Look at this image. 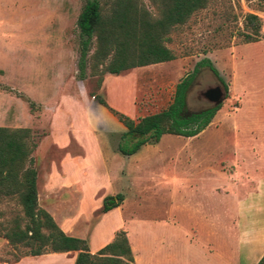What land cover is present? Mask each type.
Listing matches in <instances>:
<instances>
[{"label":"rangeland","instance_id":"1","mask_svg":"<svg viewBox=\"0 0 264 264\" xmlns=\"http://www.w3.org/2000/svg\"><path fill=\"white\" fill-rule=\"evenodd\" d=\"M141 1L156 13L149 0ZM81 3L0 0V125L30 128L36 142L48 130L42 147L60 137L68 141V134L81 144L70 140L67 147L81 156L70 172L81 178L83 189L77 201L86 219L77 217V227L85 231L92 225L104 233L117 228V211L100 210L106 197L100 200L101 192L116 189L133 264H256L264 246L261 241L244 244V229L264 235V163H253L250 150L264 146V0H208L168 33L171 61L104 79L103 74L100 84L97 75L89 74V61L83 78L76 68L80 36L75 19ZM247 13L259 19L254 41L244 37ZM203 59L226 90L206 64L199 65L186 111L209 106L201 92L220 85L224 99L210 122L192 137L164 134L157 144L144 143L125 177L123 169L115 174L119 162L111 152L120 133L109 129L113 122L122 124L111 110L127 116L121 108L127 110L132 96L133 120L165 108L174 85ZM98 97L107 107L97 103ZM52 113L56 121L49 123ZM236 122L239 133L233 130ZM52 150L48 155L55 156ZM74 203L67 199L65 210L73 211ZM20 214L15 198L0 199V224ZM13 248L3 258L27 251Z\"/></svg>","mask_w":264,"mask_h":264},{"label":"trees","instance_id":"2","mask_svg":"<svg viewBox=\"0 0 264 264\" xmlns=\"http://www.w3.org/2000/svg\"><path fill=\"white\" fill-rule=\"evenodd\" d=\"M155 8L152 14L141 0H82L75 19L80 36L76 68L83 78L89 61V74L97 75L99 84L105 73L119 74L129 69L170 61L172 51L166 47L168 33L184 23L190 14L203 8L208 0H149ZM244 36L254 41L259 36V19L247 13ZM91 51L90 54L88 52ZM208 69L226 86L218 72L203 59L175 85L170 102L165 108L133 120L123 114L111 112L124 126L117 150L122 155L134 153L146 142L155 143L163 134L192 137L211 120L220 104L197 112L187 113L186 95L199 65ZM97 103L106 104L98 97ZM35 141L30 128L0 126V199H16L21 214L0 224V236L12 247L23 246V255L75 251L72 264H133L130 245L123 230L114 232L113 239L90 253L84 239L63 233L52 217L37 206L35 170L31 152ZM121 194L102 199L101 212L116 207ZM264 261L261 256L256 264Z\"/></svg>","mask_w":264,"mask_h":264},{"label":"crops","instance_id":"3","mask_svg":"<svg viewBox=\"0 0 264 264\" xmlns=\"http://www.w3.org/2000/svg\"><path fill=\"white\" fill-rule=\"evenodd\" d=\"M171 61V60H170ZM169 62V61H165ZM163 63V62H160ZM149 64V65H156ZM145 65V66H149ZM144 67V66H140ZM139 67H135L132 69H136ZM109 73H105L106 75ZM134 80V79H133ZM135 87V85H134ZM134 95V93H133ZM87 98V97H86ZM85 98V99H86ZM133 96L131 99H127V105L124 110L121 108L122 112H124L128 117H132V115L136 112V106L133 103ZM57 115L52 113V116L49 117L48 121L51 123L52 121H56ZM109 121H113L110 115H107ZM238 122H236V126L233 130L235 133L241 132V128L238 126ZM68 125L72 126L70 123V119L68 120ZM109 131L113 133H123L125 128L123 125H120L116 122L111 123ZM1 126V125H0ZM25 127V126H16L13 128ZM107 127V126H106ZM27 128V127H25ZM87 131V130H86ZM164 135V134H163ZM47 133L41 135L39 140L35 141V147L31 152L32 158V167L35 170V188H36V201L37 206L43 210H45L60 228V230L66 235L78 237L84 239L87 245V249L90 253H94L99 248L104 246L106 243L110 242L113 239L114 232L117 230H122L125 228V221L122 213V203L113 207L111 209H115L120 217L119 226L115 229L108 231L107 233L97 230L95 232V227L92 225L86 228L85 231H81L77 227V217H83L86 219V216L79 211L78 201L82 197L83 189L81 187V178L78 176H71V171L75 166V162L79 159V155L77 153L67 150L69 145V141L73 140L78 143L71 134H68V141L64 140V137H60L59 139H55L54 141H50L48 145L42 147V143L45 139H47ZM63 138V139H62ZM118 143V142H117ZM117 143L115 148H113L112 160L118 161L119 164L115 167V174L118 175L120 169L124 170L123 176L126 175V170L129 165L135 162V156L137 155L140 148L144 145L142 144L134 153L130 155H122L117 150ZM147 143V142H146ZM145 143V144H146ZM151 143V142H148ZM79 144V143H78ZM151 144H157L151 143ZM81 146V144H79ZM259 150L256 151L250 148L251 150V160L253 163H264V146L256 145ZM54 150L55 156L52 154L48 155V150ZM52 150V151H53ZM48 157V158H47ZM102 158V159H101ZM102 165L107 170L106 160L103 159L102 155L100 156ZM71 172V173H70ZM83 174V172H82ZM247 177V181H252ZM109 180V179H108ZM110 181V180H109ZM116 189L111 190L109 193H106L104 190L101 192L100 200L104 196L114 195ZM251 193V192H250ZM249 194V191L246 195ZM67 199H72L74 203L73 211L65 210V204ZM124 200V199H123ZM109 209V210H111ZM108 210V211H109ZM106 211V212H108ZM83 215V216H82ZM244 235L245 243L249 245L250 243H256L257 241H261L264 246V235L263 234H255L252 231H246ZM126 235V234H125ZM128 240V236H126ZM129 243V242H128ZM130 245V244H129ZM5 251H14V248L7 243V240L0 236V264H54L56 260H62L63 264H72L76 255L75 251H67V252H52V253H43L39 255H20L16 259H5L8 254ZM132 252V251H131ZM264 251H260L259 253H263Z\"/></svg>","mask_w":264,"mask_h":264},{"label":"water","instance_id":"4","mask_svg":"<svg viewBox=\"0 0 264 264\" xmlns=\"http://www.w3.org/2000/svg\"><path fill=\"white\" fill-rule=\"evenodd\" d=\"M201 96L210 103L209 106L218 105L224 99V93L220 85L208 87L201 92ZM207 106V107H209ZM197 112V111H193Z\"/></svg>","mask_w":264,"mask_h":264}]
</instances>
